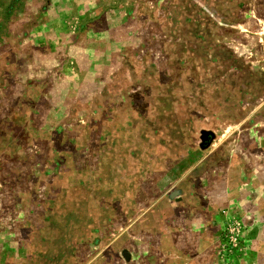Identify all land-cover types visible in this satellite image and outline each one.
Here are the masks:
<instances>
[{"label": "rangeland", "instance_id": "obj_1", "mask_svg": "<svg viewBox=\"0 0 264 264\" xmlns=\"http://www.w3.org/2000/svg\"><path fill=\"white\" fill-rule=\"evenodd\" d=\"M0 264H264V0H0Z\"/></svg>", "mask_w": 264, "mask_h": 264}]
</instances>
